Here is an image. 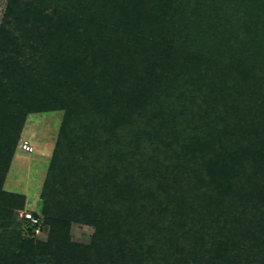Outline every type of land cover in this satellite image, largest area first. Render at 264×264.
Returning a JSON list of instances; mask_svg holds the SVG:
<instances>
[{
	"label": "rangeland",
	"instance_id": "rangeland-1",
	"mask_svg": "<svg viewBox=\"0 0 264 264\" xmlns=\"http://www.w3.org/2000/svg\"><path fill=\"white\" fill-rule=\"evenodd\" d=\"M52 28L72 64L40 78ZM263 114L264 0H0V264H264ZM166 179L188 226L162 247Z\"/></svg>",
	"mask_w": 264,
	"mask_h": 264
},
{
	"label": "trees",
	"instance_id": "trees-1",
	"mask_svg": "<svg viewBox=\"0 0 264 264\" xmlns=\"http://www.w3.org/2000/svg\"><path fill=\"white\" fill-rule=\"evenodd\" d=\"M81 20H83V19H81ZM56 27V26H55ZM51 31V35L53 36H56V37H59L56 33H55V28L53 29L52 28V30H50ZM66 37V38H65ZM64 37V39H62V38H60L59 37V43H56V42H53V43H50V47L48 48V47H46V49H45V51H44V53L42 54V55H40V56H37L36 57V59L37 60H35V67H30V68H32V70H36V72L35 73H37L39 76H40V78H42V72L43 71H45V70H47V69H52V68H54L55 67V65H56V67H57V65H59L60 63H62V64H64V65H66V66H68L69 64H68V62H69V57L68 56H73V54H67V53H70V51H71V45H72V43L71 42H69L68 44L66 43V40H67V36H65ZM69 47V48H68ZM68 50V51H67ZM78 52V51H77ZM83 53H87V51H83ZM76 56H78V55H76ZM80 57H83V56H80ZM85 57H87V56H85ZM84 57V58H85ZM83 58V59H84ZM84 63V61H82V60H78V63ZM124 62H125V60H124ZM128 62V61H127ZM85 63H89L88 65L90 66V64L92 63V62H85ZM72 64V63H71ZM71 64L69 65V66H71ZM122 64H123V62H122ZM121 64V65H122ZM63 68H64V66H62ZM50 77V79L51 80H53L54 81V76L53 75H51V76H49ZM228 94V93H227ZM219 95V94H218ZM229 95V97H230V99H233L232 98V96L230 95V94H228ZM237 98H239V97H237ZM222 99L223 100H225V99H227V96L224 94L223 95V97H222ZM135 112H138V110H134ZM135 115H137V114H134L133 116H135ZM255 116L253 117V118H261L260 116H259V114H254ZM253 116V115H252ZM126 120H129V121H131L130 119H128L127 117H126ZM132 122V121H131ZM262 123V124H261ZM133 124V123H132ZM259 125H261V127H262V130L264 131V114L262 115V119H261V122L259 123ZM135 128H136V132H134V130H135ZM139 129V128H138ZM133 133H132V132ZM128 133L130 132V133H132V135H131V137L130 138H126L125 139V133H126V131H124V132H119V133H117L116 134V137H123L122 135H124V140L126 141V143L127 142H130V141H132L136 136H137V134H138V130H137V125L136 124H133L132 126H131V130H129V131H127ZM123 133V134H122ZM134 137V138H133ZM133 138V139H132ZM132 139V140H131ZM98 143H94L93 144V146H96ZM85 148H88V147H91V146H88V147H86V146H84ZM100 149H102L101 147H100ZM86 149H84V151H85ZM103 150H104V147H103ZM6 151H8L9 152V150H8V147H6V145H5V142H4V138L2 139V137L0 136V158H3V156H4V153L6 152ZM204 151V150H203ZM238 151V150H237ZM227 153H229L228 155H227ZM226 154H224V156H223V154L221 153V151H214V152H212V154H211V156H210V154H209V152H208V156L210 157L209 158V160H205V162L206 163H208V167H210V169L211 170H213V169H215L216 168V172H218V173H220L221 175H225V171H224V159L223 158H227V157H230V152H227ZM101 155H103V154H101ZM204 155H206V152H205V154ZM8 156V155H7ZM90 157V156H89ZM86 159H84L83 161H87V158H88V156H86L85 157ZM89 160V159H88ZM133 161L134 160H129V164H131V167H127V168H125L123 171H121L120 172V174H119V177H116L117 179L119 178H121V177H123V175H122V173H125V175H128V176H126L125 177V181H130V182H132L133 180H135L136 179V177L134 176V175H131V173H136L137 175H138V173H140L139 171L140 170H138L139 169V167L138 166H134L133 165ZM200 163V162H199ZM118 167V166H117ZM86 171V173H87V178L91 181L92 180V183H94L95 182V185L96 184H98V183H105V179L102 181V180H100L101 178L103 179V178H105V177H101L100 179H98V172H97V170H95V173L92 171V169L90 170V167H88V168H86L85 169ZM114 172H115V170H114ZM231 172V171H230ZM229 174V171H228V173H227V175ZM176 175V174H175ZM141 176V175H140ZM210 176L212 177V179L214 180V178H213V174L211 175L210 174ZM228 177V176H227ZM225 178L226 177H222V180H225ZM166 180H168V181H171V183H173V184H168V183H166L167 181H165V184H166V190H165V197H168V203H167V206H166V208H164V209H162L161 208V210H162V213H170L171 215L169 216V215H167V214H162V217H161V219H166V218H169V219H174V222H172V223H170L168 226H164V225H162L161 224V228H163L164 229V231H162V233L160 232V233H157V235H154L152 238H154V241H155V243H157L158 245H160V246H164V238H168V239H172V237H173V235L175 234V230H176V228L174 227V226H177V223L179 222L180 223V225H179V227L178 228H185L186 226H188V222H187V213H186V207H185V205L184 204H180L181 202H180V200H179V197L181 196V195H179L180 193H181V191H180V189H179V187H177L178 186V184H177V182H175L174 180H172V179H166ZM200 182H202V183H205L206 182V180H205V178L203 179V180H201V181H199V183ZM176 183V184H175ZM186 183V184H185ZM184 184L185 185H183V187H186V186H188L190 183L189 182H185ZM204 188L206 187V189H204L205 191H203V193H207L208 192V195L210 196V194H212L213 195V197H215V195H214V188H213V184L211 183V182H209V185H207V186H203ZM198 190H201V189H203V188H197ZM180 191V192H179ZM179 192V193H178ZM178 193V194H177ZM134 194H130V196H133ZM152 195H153V198L154 199H156L157 198V196H156V193H155V188H152ZM216 195H218V193L216 194ZM158 198H160V197H158ZM202 197L201 196H199L198 197V199H196V201L198 202V204H199V206H200V203L202 202V201H204L205 200V197L203 198V199H201ZM79 200L81 201L82 200V198H79ZM125 202H127L128 203V200L126 199L125 200ZM191 202V204L193 203V200L192 201H190ZM90 203V202H89ZM93 203V202H92ZM91 204V203H90ZM99 205V204H98ZM159 206V205H158ZM86 207H87V209H85V215L88 217V216H93L94 214H95V209L97 208V205L96 206H94L93 204L92 205H86ZM99 207H100V205H99ZM129 208H132V206L131 207H129ZM207 209L209 210V211H212V205H210V206H208L207 207ZM161 210H160V212H161ZM135 211V210H134ZM214 213V212H213ZM32 215H33V217L35 218V219H37V222H33V220H31V218H28V217H26V215L24 214L23 215V221L26 223V225H27V229H26V233H27V235L28 236H30V237H32V236H34L35 234H36V230H38V227L40 226V217H39V215L37 214V213H35V212H32ZM209 215V214H208ZM110 217V216H109ZM172 217V218H171ZM200 217L201 218H203V217H205L204 215H203V211L201 210L200 211ZM206 218H208V216L206 217ZM206 218H205V220H204V222H206ZM171 222V221H170ZM166 228V229H165ZM99 229H100V225H99ZM25 230V229H24ZM98 231V230H97ZM169 231H170V233H169ZM169 233V234H168ZM184 234H187V232H185L184 231ZM99 236V231H98V233H96L95 234V236H94V238L96 239L97 237ZM96 242V240L94 241V239H93V243H95Z\"/></svg>",
	"mask_w": 264,
	"mask_h": 264
},
{
	"label": "built area",
	"instance_id": "built-area-1",
	"mask_svg": "<svg viewBox=\"0 0 264 264\" xmlns=\"http://www.w3.org/2000/svg\"><path fill=\"white\" fill-rule=\"evenodd\" d=\"M21 147H22V149H23L24 151H27V152H32V151H34V147H33V145H32L31 142L28 141V140L23 141ZM28 217L31 218L34 222H37V219H35L33 216H30V215H29Z\"/></svg>",
	"mask_w": 264,
	"mask_h": 264
}]
</instances>
